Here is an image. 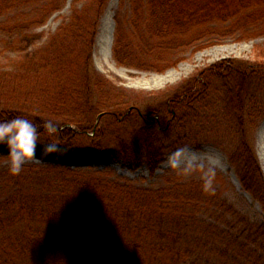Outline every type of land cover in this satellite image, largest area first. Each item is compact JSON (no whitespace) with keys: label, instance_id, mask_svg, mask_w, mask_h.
Listing matches in <instances>:
<instances>
[{"label":"trees","instance_id":"1","mask_svg":"<svg viewBox=\"0 0 264 264\" xmlns=\"http://www.w3.org/2000/svg\"><path fill=\"white\" fill-rule=\"evenodd\" d=\"M65 1L0 0V36L31 45ZM108 1L74 0L43 46L0 73V120L26 117L50 139L43 122L52 119L58 142L113 145L153 174L219 113L240 133L229 163L264 212V173L247 139L264 118V61L222 59L148 106L153 93L129 95L93 68ZM263 37L264 0H120L112 53L122 67L161 74L219 40ZM8 168L0 167V264H264V224L224 198L219 171L217 191L205 193L201 180L175 172L151 189L68 168Z\"/></svg>","mask_w":264,"mask_h":264},{"label":"rangeland","instance_id":"2","mask_svg":"<svg viewBox=\"0 0 264 264\" xmlns=\"http://www.w3.org/2000/svg\"><path fill=\"white\" fill-rule=\"evenodd\" d=\"M73 1L66 0L62 10L51 15L44 26L35 30V33L41 34V39H36L31 45H27L26 42L16 45L13 44L15 39L0 36V73L11 71L14 60L28 51L43 46L48 38L56 32L62 21L69 18ZM119 2L120 0H116V3L111 6L112 0H109L100 18L93 50V68L97 76L107 78L116 88L130 90L129 95H134V92L153 93L154 95L150 100L146 101L148 106L159 104L160 98H163L161 95L173 94L181 83L222 59H239L250 62L264 61L263 37L240 42L233 39L219 40L216 45L201 51L187 52L184 55L183 62L161 74L122 67L116 63L112 53L115 15ZM110 37L112 40L109 54L107 44ZM103 52L106 53V56ZM98 123L99 121L97 125ZM188 134L190 140L184 141L183 145L187 144L197 149H207L223 158L224 166L218 171L223 174L227 181V184L222 187L224 198L241 210L251 221L264 224V212L261 206L250 196H248L249 198L246 197L243 194L245 193L243 189L240 190L237 187L236 183L240 187L241 185L234 167L229 163V155L240 142L238 129L230 125L221 114L216 113L209 124L199 126ZM40 139L41 148L43 144L50 142V139L44 136H40ZM247 139L252 142L264 173V118L260 119L254 129L249 130ZM64 145L69 148L65 155L58 157L56 154H50L46 160L30 161L25 163L24 166L55 167L54 169L59 170L68 168L81 173L100 175L118 182L129 181L136 186L151 189L163 187L165 177L174 172L168 170L162 162L157 171L152 174L145 163L123 160L119 151L113 145H109L104 149H96L90 146L88 140L83 141L82 144L74 143L73 146ZM41 148L38 147L37 155L40 154ZM5 154H7V148L5 145L0 144V167L8 165ZM176 176L186 181L200 180L199 174L190 177ZM4 196L6 195H0V201L3 200Z\"/></svg>","mask_w":264,"mask_h":264},{"label":"clouds","instance_id":"3","mask_svg":"<svg viewBox=\"0 0 264 264\" xmlns=\"http://www.w3.org/2000/svg\"><path fill=\"white\" fill-rule=\"evenodd\" d=\"M43 128L48 133L50 142L43 144L41 148V129L38 123L22 116L0 120V144L7 148L5 155L10 174L19 175L27 162L46 160L50 154L61 157L69 151L67 145L58 142V134L62 129L57 122L47 119L43 122ZM38 147L41 148L39 155ZM163 164L180 176L199 174L202 191L215 193L217 172L223 168L224 160L207 149H197L185 144L168 153Z\"/></svg>","mask_w":264,"mask_h":264},{"label":"bare ground","instance_id":"4","mask_svg":"<svg viewBox=\"0 0 264 264\" xmlns=\"http://www.w3.org/2000/svg\"><path fill=\"white\" fill-rule=\"evenodd\" d=\"M114 3H116V0H112V4H111V6L114 4ZM111 37H110V39H109V41H108V44H107V52L110 54V47H111ZM104 53V52H103ZM104 55L106 56V53H104ZM237 184V187L240 189V190H242V188L238 185V183H236ZM246 197H248L247 196V194L246 193H243ZM249 198V197H248Z\"/></svg>","mask_w":264,"mask_h":264}]
</instances>
